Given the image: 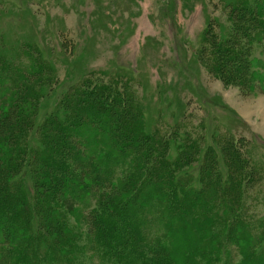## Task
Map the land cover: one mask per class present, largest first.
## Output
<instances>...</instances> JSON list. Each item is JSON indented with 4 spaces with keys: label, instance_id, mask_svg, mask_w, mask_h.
Here are the masks:
<instances>
[{
    "label": "trees",
    "instance_id": "obj_1",
    "mask_svg": "<svg viewBox=\"0 0 264 264\" xmlns=\"http://www.w3.org/2000/svg\"><path fill=\"white\" fill-rule=\"evenodd\" d=\"M4 13L0 10V18ZM259 38L261 44L263 32ZM233 40L234 37L229 39L232 43ZM1 41L3 49L5 44L3 39ZM260 44L262 58L251 59L246 51H226L242 58L241 63L231 67L224 65L227 55L220 49H212L207 55L212 63L220 65L216 72L224 81L244 88L252 81L264 79L258 72H250L256 59L255 66L264 70V44L262 48ZM33 52L38 57L32 52L23 55L32 59L31 66L17 69L13 61L5 59V51H0V94H5V101L8 99L10 105L8 138L0 139V152L22 149L19 144L25 136L23 130L31 129L35 123L43 125L45 131H41V138L37 140L38 154L33 169L30 166L27 171L24 166V173L19 177L22 187L19 197L6 187L17 178L8 177L5 186L0 184L1 243L14 233H28L26 239L20 241V247L0 248V264H47L41 254L48 255L49 250L50 264H68L72 255H76L73 260L77 261L80 255L75 250L81 249L82 228L78 221L68 217L70 210L61 200V191L70 190L75 203L90 207L89 187L93 183L105 184L122 167L131 171H121L120 181L114 184L119 191H106L101 196L103 208L93 211L90 220L95 235L89 238L87 245H95L106 264H220L219 256L228 248L229 240L238 244L239 250H244L242 264H264L263 218L254 219V214L237 208L241 195L227 194L233 186L240 189L247 184L249 187L256 172L248 165L243 171L234 167L240 177L234 176L228 181L230 170L223 160L217 169V155L211 146L220 139L219 151L227 154V162L234 164L232 159H238L243 151L235 134L229 132L223 137H213L212 126H206L203 119L197 128L192 126L190 133L183 131L177 122L166 129H159L157 125L149 128L142 121L130 118L127 105H124L125 111L116 109L119 104L112 91L114 88L99 86L96 91L90 89L89 83L79 86L77 82L65 81L51 101L52 108L46 109L40 82L53 81V69L47 66L43 53ZM19 80L21 82L17 83ZM43 86L45 91L50 89L49 85ZM71 96L76 99L72 100ZM205 101L216 104L210 97ZM90 117L100 126L93 127ZM109 121L115 124L116 130L104 136L99 129L110 128ZM14 126L18 132H13ZM232 148L236 150L230 152ZM65 149L66 156L63 155ZM85 156L87 159L83 160ZM243 157L247 163L246 156ZM1 159L16 175L23 158L10 161L7 154ZM240 163L242 165V160ZM79 164L83 166L80 173L75 166ZM221 170L227 176L225 180L220 179ZM68 183L73 187H68ZM220 186L224 189L222 194L216 192ZM131 207L134 211L128 219L125 212ZM250 217L254 221H249ZM232 224L238 226L237 238L232 231L230 233ZM255 247H258L256 251ZM221 264L229 263L223 260Z\"/></svg>",
    "mask_w": 264,
    "mask_h": 264
},
{
    "label": "rangeland",
    "instance_id": "obj_2",
    "mask_svg": "<svg viewBox=\"0 0 264 264\" xmlns=\"http://www.w3.org/2000/svg\"><path fill=\"white\" fill-rule=\"evenodd\" d=\"M0 10L5 12L0 18V44L1 39L5 44L3 49L0 46V51H5V59L13 61L15 68L23 69L32 63L31 58L23 56L24 53L32 52L36 56L33 51L38 50L44 54L47 66L53 69V81L40 82L46 109L52 108L51 101L65 81L77 82L79 86L89 83L90 89L96 91L99 86L114 88L112 91L119 104L116 109L124 110V105H127L132 115L130 118L142 121L149 128L157 125L159 129H166L177 122L183 131L190 133L192 126L197 128L203 119L206 126H212L213 137H223L229 132L235 134L234 138L236 141L239 139L243 151L239 160L232 159L234 164L227 162V154L224 153V157L219 151L220 139L212 143L217 155V169L223 160L230 170L228 181L240 175L234 167L243 171L248 165L256 172L249 187L247 184L240 189L233 186L227 194L241 195L237 208L254 214V219L262 217L264 221V79L252 81L244 88L228 84L216 72L220 65L212 63L207 55L212 49H220L227 55L224 57L227 67L242 62L237 55L226 53L230 49L246 51L251 59L262 58L259 37L264 33V0H0ZM233 37L235 43L229 41ZM254 63L257 64V59ZM255 64L250 67V72L256 71L264 78V70ZM37 79L42 78L37 76ZM43 85H49L50 89L45 91ZM209 97L216 104L207 103L205 99ZM6 98L5 94H0L2 140L8 138L7 111L10 105ZM14 105L17 106L16 103ZM9 119L12 122L10 116ZM89 122L93 127L100 126L91 117ZM89 122L88 125L91 124ZM35 124L31 129L23 130L25 136L19 144L22 149L0 152V184L5 186L8 177L17 178L16 182L6 186L11 188L10 193L16 198L22 189L19 177L25 169L29 171L30 166L33 169L34 158L38 154L37 140L41 138V131L45 132L43 125ZM114 125L109 121L110 128L99 131L105 136L116 130ZM14 131L19 129L14 126ZM96 139L100 138L97 136ZM235 150L232 148L230 152ZM67 152L65 149L63 155L66 156ZM7 154L10 161L18 160L20 156L23 158L16 175L1 159ZM75 166L77 172L83 170L81 164ZM124 170L131 171L119 168L114 177L100 186L93 185L90 179V207L75 203L70 190L61 191V200L70 210L68 217L78 221L82 228L79 235L81 249L75 250L80 258L74 261L76 255H72L68 264H106L97 247L87 245L89 238L95 235L90 220L93 211L103 208L101 196L106 191L118 190L114 184L120 181ZM224 176L226 174L220 172V179L225 180ZM67 185L73 187L71 183ZM34 186L39 188L36 184ZM223 190L220 186L216 192L222 194ZM133 211L132 207L127 208L126 218L129 219ZM248 219L254 221L252 217ZM237 228L235 224L230 227V233L232 231L236 238L240 234ZM46 232L53 236L48 229ZM27 235L14 233L9 239H4L5 243H1L3 239L0 237V248H18ZM228 243V248L219 256L221 263L224 260L229 264H242L244 250H239L238 244L231 240ZM41 255L45 263L50 264V250L48 255Z\"/></svg>",
    "mask_w": 264,
    "mask_h": 264
}]
</instances>
